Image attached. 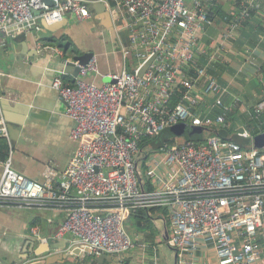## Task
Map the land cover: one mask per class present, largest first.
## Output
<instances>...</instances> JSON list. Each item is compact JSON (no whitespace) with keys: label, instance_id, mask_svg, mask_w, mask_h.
Instances as JSON below:
<instances>
[{"label":"built area","instance_id":"obj_1","mask_svg":"<svg viewBox=\"0 0 264 264\" xmlns=\"http://www.w3.org/2000/svg\"><path fill=\"white\" fill-rule=\"evenodd\" d=\"M48 1L53 6L46 0H0V49L41 32V20L59 23L68 14L87 20L96 3L105 5L118 31L128 32L129 43L121 49L119 71L103 74L94 55L84 66L75 63L80 72L74 82L65 81L64 72L54 79L53 89L74 123L71 138L78 148L63 172L47 168L44 181L29 179L14 168V146L0 95V136L9 145L0 209L63 212L67 219L56 240L68 241L67 253L111 256L119 264L136 246L126 229L128 218L157 209L165 213L164 223L169 222L166 244L176 252L178 264H203L197 256L203 246L214 250L218 264H258L264 258V150L253 142L243 146L211 134L201 145L175 138L148 151L145 183L138 169L144 141L179 122L206 132L243 107L242 99L210 76L196 55L203 32L214 25L216 11L211 10L216 0ZM257 1L248 0L240 13L225 17L226 38L242 26ZM44 51L64 57L60 48L38 46V52ZM91 75L102 83L89 81ZM106 78L116 83H106ZM200 80H205L203 89ZM181 85L185 90L172 105ZM198 95L214 101L206 108ZM263 113L264 100L246 111L257 121ZM30 232L48 243L38 225Z\"/></svg>","mask_w":264,"mask_h":264},{"label":"crops","instance_id":"obj_2","mask_svg":"<svg viewBox=\"0 0 264 264\" xmlns=\"http://www.w3.org/2000/svg\"><path fill=\"white\" fill-rule=\"evenodd\" d=\"M247 1L217 0L214 25L205 29L196 51L200 64L207 67L208 74L217 77L234 96L242 99L243 107L234 116L242 118L245 124L254 121L247 116V109L264 100V0L257 1L255 13L248 24L236 30L230 38L225 36L229 32L225 17L240 13ZM93 6L92 16L87 20H78L72 14L66 15L59 23L49 24L42 20L41 32L23 35L11 42L8 48L0 49V95L12 99L10 102L4 100L1 108L14 146V168L29 179L44 181L43 174L49 167L63 172L78 148V143L71 138L74 123L65 115L66 104L53 89L54 79L63 73L64 60L92 52L99 56V68L103 74L122 69L120 51L128 45L129 36L125 31H118L111 15L96 12ZM40 45L60 49L62 45L69 47L67 51L62 49L64 57L52 55V58H46L48 52H38ZM111 53L115 55L112 63L101 58ZM66 76L69 77H64V80L74 82V76ZM88 79L99 85L102 83L95 75ZM200 81L199 88L203 89L205 80ZM198 97L207 103L206 108L214 101L212 96L207 99L201 95ZM228 101L231 102V98ZM8 151V141L0 136V180L3 158ZM157 215L153 221L164 239L163 236L167 235L165 225L167 228L169 222L164 223L161 212ZM66 219L63 212L1 208L0 264H22L32 260V251L38 252L39 247L45 245L32 236V226L40 227L41 236L49 244L63 241L56 240V234ZM134 242L136 246L122 264H161L156 258L157 254L150 255L147 235L140 232ZM171 250L174 252L173 261L166 263L178 264L176 252ZM197 256L203 264H218L214 250L208 246H203ZM57 264L99 263L85 256ZM104 264L119 263L113 261ZM258 264H264V258Z\"/></svg>","mask_w":264,"mask_h":264},{"label":"trees","instance_id":"obj_3","mask_svg":"<svg viewBox=\"0 0 264 264\" xmlns=\"http://www.w3.org/2000/svg\"><path fill=\"white\" fill-rule=\"evenodd\" d=\"M217 8H218V5H217V0H216V6L211 11H217ZM255 10H256V4H255L254 8H250V10H249L250 16L243 22L241 27H244L245 25L248 24V21L253 17ZM52 45L55 46V44H52ZM59 45H61V44H59ZM65 77H69V76H65ZM65 81H66V79H65ZM184 90H185V88L183 87V85H181L178 88L175 96L172 99V102H171L172 105L176 104L180 100V96L182 95V91H184ZM263 116H264V113H263ZM238 118L239 117L237 116L236 119H238ZM246 123H247V124H245L246 127L252 132V134L253 133L258 134V133L262 132V130H263V125L260 123V119L258 121L254 120V121H248ZM195 128L196 127L193 126L190 122H179V123L167 128V129H165L164 131H162L157 137L146 140L142 143V145H141L142 152H141L140 157H139L138 169H139V174L141 176V180L143 183L146 182V176L144 173V162L143 161H144V158L147 156L148 151L152 150V149H156L160 145H162V144H164V143H166L172 139H175V138H177L179 140L188 139V140L194 141L198 145H201V143L205 142L206 138L211 134V136H219L223 139H233L234 141L240 143L243 146H245V145L250 146L246 140L239 139L235 136L232 137L231 136L232 131H230V130H220L216 126H214L210 130L206 131V132H209V135L206 137H203L205 132L200 134L198 131H195ZM252 142H253V140H252ZM253 143L257 149L264 150V143L263 142H257L255 140V142H253ZM6 156H7V153L5 154L3 160L6 159ZM159 212H161L162 215L165 214L164 212H162L160 210L153 209L150 211H140L137 214L133 215L131 218L134 219L133 227L136 230H132L131 228L129 229L126 226L128 233L129 234H131L132 232L140 233L139 228L145 227V225L148 224L150 220L157 218L158 217L157 214Z\"/></svg>","mask_w":264,"mask_h":264},{"label":"water","instance_id":"obj_4","mask_svg":"<svg viewBox=\"0 0 264 264\" xmlns=\"http://www.w3.org/2000/svg\"><path fill=\"white\" fill-rule=\"evenodd\" d=\"M46 2L48 4H50L51 6H53V3L46 0ZM93 9L96 11V12H105L108 14V16L110 17V14L109 12H107L106 10V7L103 3H96L94 4L93 6ZM41 23H44V21L41 20ZM127 34L128 32L125 31ZM62 49H64V51H67L68 50V47L69 46H60ZM38 53L36 52L35 56H37ZM52 58L53 56L51 54H47L46 55V58ZM94 57V53L92 52H88V53H84L82 55H79V56H75L73 57L72 59L70 60H64V67H63V72L64 74L66 75H72L74 77H78L79 75V72H80V68L79 66H84L86 65L91 59H93ZM154 58L150 59L146 64L145 66L139 71V76H142L145 71L147 70V68L151 65V63L153 62ZM75 63H78V67L76 66ZM50 73V71H49ZM106 83H110V84H114L116 83L115 80H112V79H108V80H105ZM57 95L59 96L58 92H56ZM11 98L10 97H4L2 98V101H1V104L4 100V102H10ZM14 101V100H13ZM195 131H198L200 134H202L205 129L204 128H199V127H196L195 128ZM164 237V241L166 242L168 240V235L166 236H163ZM68 241L67 240H63L61 242H58L56 244H49V243H46L44 246L42 247H39V251L38 252H33L32 251V254L34 256V258L31 260H26L24 261L22 264H57V263H61V262H66V261H69V259H72L74 258L75 256H77V258H82L83 255L82 253L80 252V250H76L74 251L73 254L71 253H67L66 250L68 248ZM54 251H58V253L56 252V254H51L49 256H47L46 254L47 253H50V252H54ZM94 260L99 263V264H104L105 262L107 263H112L113 262V257L111 256H100V257H97V256H93Z\"/></svg>","mask_w":264,"mask_h":264},{"label":"rangeland","instance_id":"obj_5","mask_svg":"<svg viewBox=\"0 0 264 264\" xmlns=\"http://www.w3.org/2000/svg\"><path fill=\"white\" fill-rule=\"evenodd\" d=\"M109 49H112V47H109ZM106 55L105 54L102 55L101 58L104 61L108 60V62L112 63L115 55L112 53L110 55H107V56ZM99 61H100V59H99ZM133 63H134L133 59L130 58L128 61L130 68H131V66H133ZM108 79L109 78H106V80H108ZM260 123L263 125V130H262V132H260L258 134L257 133L252 134V132L246 127L245 122H242V118L236 119L235 116H232L231 118H229L225 123L216 124V127L220 130L232 131L231 132L232 137L235 136L239 139L246 140L248 142V144L251 145V143H252L251 138H253V142H255V140H256L257 142H263L264 143V116L263 115L260 117ZM241 133L242 134L243 133H249L250 137H243V136H241ZM208 135H209V132H205L203 137H206ZM133 221H134V219L129 217L127 220L126 226L129 229L131 228L132 230H136L133 227ZM139 232H141V233H143L149 237L150 255H153V254L156 255L157 254L156 258L160 261L161 264H167L166 263L167 261L169 263H170V261H173L174 252L171 250V248L166 244V242L162 238L160 231L158 230V228H157V226L153 220H150L149 223L145 225V227H140ZM137 234H139V233L132 232L130 234L133 241H134V238L137 236ZM165 258H167V260H165ZM125 262H126V256L122 259L121 263H125Z\"/></svg>","mask_w":264,"mask_h":264}]
</instances>
